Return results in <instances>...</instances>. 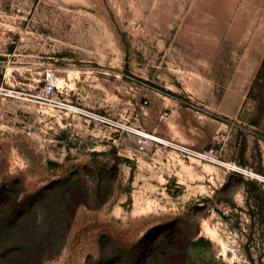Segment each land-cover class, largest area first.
I'll return each mask as SVG.
<instances>
[{
  "label": "rangeland",
  "instance_id": "374dc122",
  "mask_svg": "<svg viewBox=\"0 0 264 264\" xmlns=\"http://www.w3.org/2000/svg\"><path fill=\"white\" fill-rule=\"evenodd\" d=\"M2 187V252L41 264H264V0H0Z\"/></svg>",
  "mask_w": 264,
  "mask_h": 264
},
{
  "label": "built area",
  "instance_id": "2783aa9c",
  "mask_svg": "<svg viewBox=\"0 0 264 264\" xmlns=\"http://www.w3.org/2000/svg\"><path fill=\"white\" fill-rule=\"evenodd\" d=\"M56 81L55 72L48 71L43 87H41L35 94L36 98L48 101L49 103L59 102L55 96L57 86ZM77 112L87 117L89 121L103 124L116 132L127 133L129 135L133 134V141L136 144L138 152H146L157 147H164L171 152H174L177 157L184 160H198L222 165L223 161L218 158L213 148L197 149L191 145L156 135L141 128L133 127L124 121L113 119L102 113L79 108L77 109Z\"/></svg>",
  "mask_w": 264,
  "mask_h": 264
},
{
  "label": "trees",
  "instance_id": "16d2710c",
  "mask_svg": "<svg viewBox=\"0 0 264 264\" xmlns=\"http://www.w3.org/2000/svg\"><path fill=\"white\" fill-rule=\"evenodd\" d=\"M7 193H9V190H7L5 187L0 188V264L4 263V261L6 262H11L12 259H14L17 255L20 256L21 258V262H31V264H41L43 259L45 258L46 253H42L41 251H37V252H31L29 251V249L26 248V250L21 249L20 247L24 246V244L28 243V240L26 241V239H20L17 238V240H13L15 241V248L10 249L8 252H2V244L4 243V240H8L10 238L5 237L3 238L1 236V231L5 228V226L7 225V223L10 221V219L12 218V213L9 214V217L7 214L3 213V199L4 197L7 196ZM71 197L73 196L72 194L70 195ZM70 197V198H71ZM73 204H74V208H77L80 203L82 202V199H79L77 201H75L76 199L71 198ZM16 201H14L13 203H15ZM19 205V204H18ZM12 240V238H11ZM29 244V243H28ZM26 246V245H25ZM23 251V252H22Z\"/></svg>",
  "mask_w": 264,
  "mask_h": 264
},
{
  "label": "bare ground",
  "instance_id": "6f19581e",
  "mask_svg": "<svg viewBox=\"0 0 264 264\" xmlns=\"http://www.w3.org/2000/svg\"><path fill=\"white\" fill-rule=\"evenodd\" d=\"M55 78H56V80H58V81H60V79H61V78H59V77H56V75H55ZM222 165L227 166V167L230 168V169L239 170V169L237 168L236 165H231V164L225 163L224 161L222 162ZM148 207H149V206H148ZM207 228H208V227H207Z\"/></svg>",
  "mask_w": 264,
  "mask_h": 264
}]
</instances>
